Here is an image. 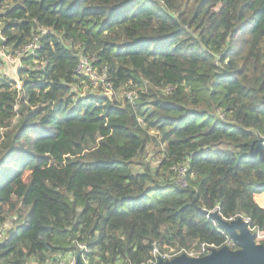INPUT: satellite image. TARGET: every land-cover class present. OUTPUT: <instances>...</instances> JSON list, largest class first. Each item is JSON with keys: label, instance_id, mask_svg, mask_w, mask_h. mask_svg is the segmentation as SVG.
Instances as JSON below:
<instances>
[{"label": "trees", "instance_id": "trees-1", "mask_svg": "<svg viewBox=\"0 0 264 264\" xmlns=\"http://www.w3.org/2000/svg\"><path fill=\"white\" fill-rule=\"evenodd\" d=\"M0 5V48L38 41L20 86L0 55V264L76 242L90 264L221 247L213 210L264 231V160L251 154L264 142V0ZM82 55L98 84L77 72Z\"/></svg>", "mask_w": 264, "mask_h": 264}, {"label": "built area", "instance_id": "built-area-1", "mask_svg": "<svg viewBox=\"0 0 264 264\" xmlns=\"http://www.w3.org/2000/svg\"><path fill=\"white\" fill-rule=\"evenodd\" d=\"M37 48H38V41L35 38V39L29 41L28 43H26L21 48L16 49L14 51H8L7 52L3 48H0V55L3 57V59L6 62H8L10 64L20 62V65L23 66V64H22L23 57L35 55ZM1 49H3L4 51ZM6 53H7V56H6ZM103 71L106 73L105 69ZM77 72L81 75L88 76L91 80H93V82L95 84H98V82L102 80V77L100 76L99 71L93 65V60H92L91 56L82 55L80 57V64L78 66ZM104 81H102L100 83L107 86L108 88H111L113 86L112 82L111 83L107 82V84H104ZM122 95H125L128 98H130V100H133L135 97V92L134 91H132V92L131 91L130 92L125 91L124 92L123 91ZM174 168H176V167H174ZM185 171H186V167L179 168V183H181V184H184L183 174L185 173ZM213 211H210V212H213ZM241 217L246 222L249 223V227H250L251 231L256 234V238H255L256 242H259V243L264 242V231L260 230L256 226H253L250 218H248L246 216H241ZM236 218L237 217H232V218H228V220H234ZM3 232H4V229L3 230L0 229V237L3 236ZM224 245H228L231 248H236L235 242L233 241V239L229 235L227 236V240H226ZM213 248H220V246H217L215 244L200 243V244H197V245H195L189 249L174 247L171 245L166 246L164 249H161L158 245H155V247L152 251L151 258L146 260L145 262H143L141 264H158L159 259L168 260V259L174 258L175 256L181 255L183 253H185L191 257L204 256V255L210 253ZM89 250L90 249L88 248V246L86 244L81 243V242H76L75 246L72 249H70V251H68L66 253H61V252L48 253L43 258V260L40 258L32 257L27 262V264H76L78 254L81 255L82 261L85 264H90L89 258H88V251ZM100 264H136V263H133L131 260H126L124 262L100 263Z\"/></svg>", "mask_w": 264, "mask_h": 264}, {"label": "water", "instance_id": "water-1", "mask_svg": "<svg viewBox=\"0 0 264 264\" xmlns=\"http://www.w3.org/2000/svg\"><path fill=\"white\" fill-rule=\"evenodd\" d=\"M257 153L264 160L262 140L251 151L252 155ZM209 217L233 239L236 248L224 245L213 248L210 253L199 257H191L183 253L172 259H159L158 264H264V242H256V234L251 231L249 223L241 216L228 220L219 211H213L209 212ZM76 264H85L80 254L77 256Z\"/></svg>", "mask_w": 264, "mask_h": 264}, {"label": "rangeland", "instance_id": "rangeland-1", "mask_svg": "<svg viewBox=\"0 0 264 264\" xmlns=\"http://www.w3.org/2000/svg\"><path fill=\"white\" fill-rule=\"evenodd\" d=\"M6 4V3H5ZM3 10V5H0V12ZM3 50V49H1ZM4 51V50H3ZM6 56H7V53H6ZM20 67H22V65H20V62H17V63H13V64H4V66L1 67V70L3 72H5L7 75H9L12 79H14L18 86L21 85V75L19 73V70H20ZM99 87L98 86H95L93 87V89H98ZM85 89H88V88H85ZM121 92V90H120ZM152 150V149H151ZM154 153V151L152 150L151 153H150V157L151 155ZM157 162L156 158L154 160V164ZM150 202L152 201L151 199H148ZM256 200L258 201L259 204H261L262 206H264V193H259V194H256ZM16 218V217H14ZM13 222L12 221H9L8 224H7V229L12 226ZM5 233H6V228H5ZM3 239H4V236H3Z\"/></svg>", "mask_w": 264, "mask_h": 264}]
</instances>
